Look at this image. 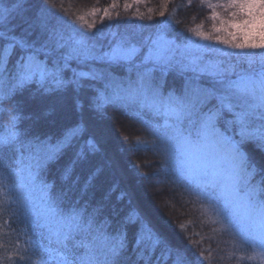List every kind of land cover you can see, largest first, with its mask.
I'll return each mask as SVG.
<instances>
[{"label": "trees", "instance_id": "trees-1", "mask_svg": "<svg viewBox=\"0 0 264 264\" xmlns=\"http://www.w3.org/2000/svg\"><path fill=\"white\" fill-rule=\"evenodd\" d=\"M17 2L19 8L0 25V31L10 32L29 43L34 42L36 48H43L38 53L39 59L46 62L49 69L61 67L65 81L73 79L74 73L96 70L113 75L115 79L112 84L116 81L123 84L137 78V72L151 69V83L154 86L159 84V94L163 97L170 94L183 96L189 85L220 88V84L206 72L181 67L189 63V54L188 57L176 55L190 40L205 43L187 32V28L203 23L205 31L211 30L209 10L201 7L200 0H191L190 7L189 0H167L164 17L159 15L163 0H143L128 10L123 6L125 0H119V6L112 11V15L115 17V13L119 12L120 18L105 20L103 26L97 21L100 30L89 34L87 39L95 46L97 54H104L125 38L126 46L134 44L139 49L130 63L77 59H68L65 63L69 47H59L58 37L49 38L50 30L63 36L60 43L69 41L73 35V25L62 18L64 12L75 15L94 6L110 5L112 0H47V4L46 0H0V7L12 8ZM49 5H54V8ZM149 9L152 11L149 12ZM137 13L142 14V18ZM40 16L47 20V29L41 28L37 19ZM157 34L174 42L173 58H182L181 64L172 63L169 67L139 66V61L143 60ZM6 42L0 40V45ZM19 51L15 50L7 65L0 63V134L5 129H12V118L16 116L19 117L15 123V130L20 133L19 140L57 145L71 129L83 124L85 131L49 160L39 177L52 185L53 197L66 193L61 204L64 210L77 201L76 206L86 207L89 213L94 208H101L102 212L96 217L97 224L106 222L105 230L109 235H116L122 230L127 232V249L120 256L119 264H145V260L137 259L138 250H134L139 221L125 223L131 214L154 229L172 248L181 249L191 264H260L259 258L255 261L246 259L252 251L229 246L224 242V235L217 234L218 228L207 218L208 213L203 212V204L194 194L193 185L174 175V166L171 167L167 154L162 150L159 133L143 115L128 107L123 100L105 104L99 111L90 107L94 97L101 93L105 96L112 94V87H106L110 83L105 74L103 79L81 78L83 86L78 92L75 85L57 87L51 80L42 84L33 80L21 86L16 75ZM228 51L233 55L203 53L200 66L208 60L220 61L226 80H236L242 74L258 76L264 70L258 56L249 64L246 59L236 56L235 50ZM255 51L259 53L264 50ZM77 98L84 103L82 110L75 106ZM214 103V100L210 101L205 109ZM227 117L233 118L225 112L220 121L221 129H230L229 135L239 140L237 126L227 125ZM259 121L263 122L264 127V120ZM89 140L96 145L97 151L89 149ZM241 149L247 154L250 164L256 167L250 184L257 189L258 198L264 200V143L248 140L241 145ZM81 151L86 154V160L78 158L77 154ZM69 168L72 169L70 173L67 172ZM86 183L87 189L84 191ZM81 242L95 246L97 243L99 247L102 243L94 240L92 235L79 234L68 242L74 257L85 252ZM165 250V244L161 243L150 257L145 254L147 264H173L175 253L166 260ZM204 257L207 259H202Z\"/></svg>", "mask_w": 264, "mask_h": 264}, {"label": "snow or ice", "instance_id": "snow-or-ice-1", "mask_svg": "<svg viewBox=\"0 0 264 264\" xmlns=\"http://www.w3.org/2000/svg\"><path fill=\"white\" fill-rule=\"evenodd\" d=\"M142 2L143 0H132L129 3L125 0L123 6L125 10H128L133 4L139 5ZM200 5L209 10L208 19L212 21L211 30L205 31L203 23L186 29L192 36L205 43L190 40L185 46L190 60L188 64L181 67L206 72L220 84L219 89L189 85L186 86L183 96L170 94L164 99L160 97L159 92L151 83L152 70L147 69L144 72H137L135 84L128 89L115 87L113 84L106 85V87L114 88L111 96L101 93L93 98L90 107L99 111L105 104L118 103L128 98H139L158 115L163 116V131L161 132L159 128L156 131L159 133L162 150L168 154L169 158H173L177 149L185 159L197 155L202 156L209 152L218 156L216 163L200 169L197 195L207 200L208 210L214 214V223L219 225V231L236 230L234 234H238L240 239L233 242V247L241 251H247L250 248L252 254L246 259L255 261L259 258L260 264H264V200L258 198L257 189L250 184L256 167L250 164L247 154L241 149V145L248 140H259L264 143V127L256 129L250 127V118L257 113V110H259L260 118L264 119V70L258 76L242 74L236 80H226L225 69L220 61L208 60L200 66L203 53L233 55V52L228 49L235 50V55L246 59L249 64L254 62L258 56L260 63L264 65V51L259 53L255 51L264 50V0H215V2L200 0ZM118 6L119 0H112L110 5L94 6L75 15L63 13L62 18L73 25V35L69 37L70 42L60 43L64 38L55 30H50L49 38L51 40L58 37L59 47H69L70 51L65 57V63L68 59L99 60L107 63L133 61L139 49L134 44L126 46L125 38L118 41L110 52L104 54H97L95 46L87 39L89 34H95L100 30L97 28V21L103 26L105 20L120 18L119 12L115 13V17L112 15V11ZM188 6H191V0ZM49 7L54 8V5H49ZM167 7V0H163L162 9L159 12L161 17H164ZM18 8V2L12 8L0 7V25ZM148 11L151 12L152 9ZM136 15L142 18V14L137 13ZM37 19L41 28L47 29V20L42 16ZM148 19L151 20L152 17L149 16ZM0 40L7 41L0 45V63L7 65L15 50H20L16 62V75L18 84L21 86L33 80H38L41 84L46 80H51L57 87L75 85L78 92L83 86L81 78H104L102 71L93 70L91 73H74L73 79L65 81L61 67L49 69L46 62L39 59L38 53L43 48H36L34 42L29 43L5 31H0ZM246 49L253 51H245ZM173 51L174 42L167 40L162 34H157L142 63L168 65L171 59L169 54ZM212 100L216 103L205 111L206 105ZM74 103L78 109H83V101L77 98ZM225 112L232 115L233 118L227 120L226 123L229 126H237L236 134L240 137L239 140L229 135L230 129H221L220 121ZM18 119L19 117L14 116L12 129L6 134H0V150L11 148L18 143L20 133L15 130V123ZM186 124L188 127L185 126ZM84 131L83 124H80L71 129L55 146L43 143L37 145L35 155L29 157V160H34L35 164L30 162L17 172L19 190L23 197L22 206L25 215L33 217V227L39 220L42 222L41 227H46L49 231L55 229L58 242H66L79 234L92 235L94 240L102 241L99 248L93 243L81 242V246L86 250L75 260L67 253H58L57 264H119L120 256L127 249V232L122 230L116 235H109L105 230L106 222L97 224L96 217L102 212L101 208H94L89 213L86 207H77L76 204L79 203L77 201L64 210L61 204L63 203L62 197L66 193H61L60 197H53L51 195L52 185L38 181L40 169ZM87 144L91 151H97L96 145L91 140L87 141ZM77 156L81 160L87 159L83 151ZM19 163H22V160ZM71 171V168L67 170L68 173ZM86 189L87 183L84 191ZM9 191L5 187L4 178L0 175V213L6 210L5 202L11 201ZM35 191L41 194L38 207L32 198V193ZM137 221H139V229L135 234L134 250H138V260H145L147 264L145 254L150 257L156 248L164 243L166 260L175 253L173 264H191L181 249L172 248L154 229L135 214L127 217L125 223H136ZM6 226L0 225V227ZM25 235H28L27 232ZM25 243L28 249L36 250L37 242L31 237H28ZM48 255L52 254L48 253ZM3 259L4 257L0 256V262ZM19 261L20 264H24L23 254L20 255ZM40 264H49V261L42 258Z\"/></svg>", "mask_w": 264, "mask_h": 264}, {"label": "rangeland", "instance_id": "rangeland-1", "mask_svg": "<svg viewBox=\"0 0 264 264\" xmlns=\"http://www.w3.org/2000/svg\"><path fill=\"white\" fill-rule=\"evenodd\" d=\"M176 49H178V47ZM181 51L183 52L181 53ZM148 52L149 50L146 51V54ZM174 54H175L174 52L169 54L171 59L168 65L161 64V66L169 67V64L172 63L181 64L182 58H178V56L177 58L176 57L173 58ZM176 55L188 57V52L185 51V47H181ZM142 61H139L140 63V64L138 63L139 66L144 64L142 63ZM204 64L205 63H203L202 66ZM144 65H146L145 67L159 66V65H153L152 63H148ZM104 74H105V78H107V82L112 84L113 79H115L113 75L111 76L107 73ZM152 76L153 73L150 75V77ZM136 80L137 78L128 80L126 82H123V84L121 81L119 82L116 81L114 82L113 85L115 87H122L123 89H128L130 86L135 84ZM153 87L156 88L157 91L161 93L159 84H155V86L153 85ZM113 90L114 88L112 87V92ZM160 97L164 99L167 98L161 95ZM123 101L124 103H126L128 107L134 109L137 113L143 115L145 120L148 123H151L156 130L159 128L161 132L163 131V125H164L163 116L158 115L145 102H143L139 98H128ZM214 102L216 103L215 100ZM214 104H212L210 107H212ZM206 110L207 108L205 109V111ZM226 120H230V119L227 117ZM259 120H264V119L260 118L259 110H257V113L250 118V127L253 129L263 127V122ZM185 126L188 127L187 124ZM10 130L11 129L9 128L5 129L4 131H2L1 134H6ZM43 144L51 145L49 143H43ZM37 145L40 144L25 143L18 139V143L13 147L0 150V175H2V177L4 178L5 187L10 190L9 194L11 197V201L5 202L4 208L6 210L0 213V225H7L6 227H0V256L4 257L3 261L0 262V264H20L19 257L21 254L24 255V264H40L42 258L48 259L49 264H57L58 253H68L73 260L79 257V255L74 257L73 253H70L71 249L68 246V242L70 240L75 239V236L66 242L63 243L58 242V237L55 235V229L49 231L48 228L41 227L42 222L39 220L36 221L35 227H33V217L25 215V211L22 206L23 197L19 190V183H18L19 177L17 175V172L21 167L28 165L30 162L33 165L35 164V161L34 160L30 161L29 157L35 155ZM167 158H168V162L171 164V167L174 166V170H173L174 175H176L178 179L186 180L189 184H192L194 194L197 197H199L197 195L198 192L197 184H198V180L200 179V169H202L205 166H211L212 164L216 163L218 160V156H215L211 152L202 156L197 155L190 159H185V157L181 154L179 149L175 150L173 158H169L168 154H167ZM21 160L22 163H19V161ZM23 175H26V173H23ZM38 181H41L39 176H38ZM40 195L41 194L39 191H35L32 193L33 201L37 205V207L39 206L40 203ZM199 198L201 199V202L203 204V206H201L203 212L208 213L209 217L207 218L215 225L216 228L219 229V225L214 223L215 220L214 214L208 210L207 200H204L201 197ZM218 229H216L217 234L224 235L225 237V238L223 237L224 242H227L229 246L233 245L232 242L239 241L240 239L239 235L234 234L236 231L235 229H233L232 232H221ZM25 232H27L28 234L27 236L25 235ZM28 237H31L34 241L37 242V247L35 251H32L27 248L25 242L28 239ZM96 246H98L97 243ZM97 248H99V246ZM247 251H252V250L249 248ZM48 253H51L52 255L49 256Z\"/></svg>", "mask_w": 264, "mask_h": 264}]
</instances>
